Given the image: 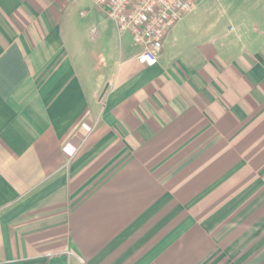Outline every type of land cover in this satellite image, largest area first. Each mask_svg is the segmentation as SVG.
<instances>
[{"label": "crops", "instance_id": "0c3cea01", "mask_svg": "<svg viewBox=\"0 0 264 264\" xmlns=\"http://www.w3.org/2000/svg\"><path fill=\"white\" fill-rule=\"evenodd\" d=\"M87 1L0 0V264H264V0L152 68Z\"/></svg>", "mask_w": 264, "mask_h": 264}, {"label": "built area", "instance_id": "2783aa9c", "mask_svg": "<svg viewBox=\"0 0 264 264\" xmlns=\"http://www.w3.org/2000/svg\"><path fill=\"white\" fill-rule=\"evenodd\" d=\"M92 1L114 23L119 35L129 34L133 44L141 48L138 64L152 68L158 63L167 33L195 9L199 0Z\"/></svg>", "mask_w": 264, "mask_h": 264}, {"label": "rangeland", "instance_id": "374dc122", "mask_svg": "<svg viewBox=\"0 0 264 264\" xmlns=\"http://www.w3.org/2000/svg\"><path fill=\"white\" fill-rule=\"evenodd\" d=\"M244 2H246V0H204V4L200 8V11H196V14L192 16L183 17L184 19L182 18L179 22H221L220 12L222 9H225L232 15V11L233 13L239 11L240 5ZM81 9L82 14L86 13V16L84 18L81 17L80 22L83 21L90 25V29H94V33L99 35L102 29L105 33L107 31L112 33V30L115 32L112 21L94 7L90 0L83 4Z\"/></svg>", "mask_w": 264, "mask_h": 264}]
</instances>
